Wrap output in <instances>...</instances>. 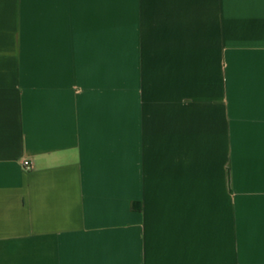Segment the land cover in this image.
<instances>
[{
    "label": "crops",
    "instance_id": "0c3cea01",
    "mask_svg": "<svg viewBox=\"0 0 264 264\" xmlns=\"http://www.w3.org/2000/svg\"><path fill=\"white\" fill-rule=\"evenodd\" d=\"M0 264H264V0H0Z\"/></svg>",
    "mask_w": 264,
    "mask_h": 264
},
{
    "label": "built area",
    "instance_id": "2783aa9c",
    "mask_svg": "<svg viewBox=\"0 0 264 264\" xmlns=\"http://www.w3.org/2000/svg\"><path fill=\"white\" fill-rule=\"evenodd\" d=\"M23 167L26 169V170H32L34 168L33 164L31 161L29 160H25L23 162Z\"/></svg>",
    "mask_w": 264,
    "mask_h": 264
},
{
    "label": "trees",
    "instance_id": "16d2710c",
    "mask_svg": "<svg viewBox=\"0 0 264 264\" xmlns=\"http://www.w3.org/2000/svg\"><path fill=\"white\" fill-rule=\"evenodd\" d=\"M133 208H134V209H137V207L135 206V204L133 205Z\"/></svg>",
    "mask_w": 264,
    "mask_h": 264
}]
</instances>
